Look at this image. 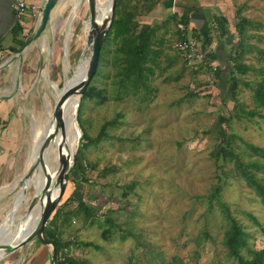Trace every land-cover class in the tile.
Listing matches in <instances>:
<instances>
[{
    "label": "rangeland",
    "instance_id": "rangeland-1",
    "mask_svg": "<svg viewBox=\"0 0 264 264\" xmlns=\"http://www.w3.org/2000/svg\"><path fill=\"white\" fill-rule=\"evenodd\" d=\"M73 1L57 2L52 24L23 48L15 63V74L2 89L1 96L7 103L0 106V225L13 206L21 185L19 178L31 168L32 132L38 137L39 126L53 119L56 99L77 82L86 61L78 63L85 45L87 3ZM259 1L235 0V15L208 28L210 32L216 29L213 38L225 31L228 48L233 52L236 17L251 19L246 41L253 46L242 59L254 68L245 74L236 73L237 84L220 81V77L227 79L234 59L227 67L222 66L220 77L213 72L217 60L203 63L197 71L202 60L191 59L182 66L184 56L176 45L179 39L172 34V24L162 37L163 52L157 56L154 72L148 75L151 92L149 88L138 92L127 88L126 93L117 90V76L109 64L104 73L93 75L92 83L105 96L100 99L99 91L87 95L78 120L80 104L75 109L67 148L74 158L78 155L77 164L84 170L75 173L77 181L68 177L59 202L69 200L68 204L75 205L69 198L75 191L94 210L93 222L75 216L59 222L61 238L73 240L65 251L78 258L80 264H239L237 258L225 252L222 238L229 217L218 200L224 201L230 214L242 222L249 247L264 246V203L236 172L233 160L219 163L214 154L226 138L232 151L244 161L258 157L247 143L264 147V106L254 101L252 89L264 75V71H257L264 69V0ZM164 10L163 6L153 8L147 16L138 17L139 28L151 27V18L161 16ZM158 34L162 36L161 31ZM187 34L190 36L191 31ZM234 89L235 96L231 94ZM112 118H117L116 122L106 125L107 134L100 141L89 144L81 139L82 130L95 136ZM79 134L82 142H78ZM55 164L56 153L53 174ZM257 174L264 176V170ZM218 183L219 196L212 195ZM13 184L17 185L11 188ZM124 185L131 187L126 189ZM35 191V186L26 188L28 200L20 206L21 214L36 207L37 203L28 207ZM108 218L115 224L111 226ZM110 226L111 231L105 232ZM205 229L209 236L202 234ZM33 241L22 246L19 253L15 250L0 256V264H26L34 254ZM87 241L93 245L82 243ZM50 249L45 250L48 257ZM242 252L249 254L246 248Z\"/></svg>",
    "mask_w": 264,
    "mask_h": 264
},
{
    "label": "trees",
    "instance_id": "trees-1",
    "mask_svg": "<svg viewBox=\"0 0 264 264\" xmlns=\"http://www.w3.org/2000/svg\"><path fill=\"white\" fill-rule=\"evenodd\" d=\"M160 0H117L114 8V15L107 32V35L102 43L99 60L94 76L104 73L106 70V64L110 65L114 69V75L117 76L116 89L119 91L127 92V88H131L134 92H138L140 88H149L148 75L154 72V66L157 63V56L163 52L160 45L163 43V36L167 33L169 29V24L174 25L172 34L176 35L178 39H185L187 34V29L181 31L178 28V22H184L187 24L188 16L187 14H179L177 9L173 10L169 15L160 21H157L151 27L141 29L139 28V18L142 14H147L156 3ZM237 22L235 24L237 35L235 37L236 43L232 45L233 52L228 54L230 59L225 63H219L213 67V72L220 77L222 72V66H228V63H234L230 65L232 67L229 71L227 79L220 77V81L225 83H230V80L237 84L239 78L236 73L245 74L250 69L254 68L249 63L243 61V56L251 50L253 44L246 41L248 34L246 33L247 26L252 22L250 18L242 15L237 16ZM24 26V25H23ZM158 31L162 32V36L158 34ZM23 32L25 38H20L19 35ZM26 27H21L17 25L13 30V41L18 44L15 50H20L26 43V40L30 37ZM192 36L196 38H201V34L196 30H192ZM212 41L211 34L208 35L204 46L201 48L203 56L195 71L200 69L205 63L209 64L212 60L217 59L216 51L210 47V42ZM158 43V46H156ZM230 49V48H229ZM180 52V51H179ZM181 54V53H180ZM169 64L172 61V57H167ZM204 61V62H203ZM188 58L184 57L183 65H188ZM230 68V67H229ZM228 68V70H229ZM258 72H263V68H258ZM88 82L82 97L80 98V106L78 109V116L81 111L82 101L92 92H100L101 98L103 99L105 95L102 94V89L98 88L96 84L92 83V79ZM245 84L250 82L244 81ZM253 89V99L260 105L264 106V75L259 80H256ZM235 91H231V94L235 96ZM120 95L116 94L115 97ZM243 110V108H241ZM247 114H253V110H244ZM238 115V113H236ZM117 118H112L107 120L99 133L95 136L89 135L87 132L82 130L81 139H85L87 143L94 144L100 141L103 135H106L105 127L108 124H114ZM80 139V142L82 140ZM231 142L228 138L222 140L214 154L219 163H223L226 159L233 160V164L236 167V172L242 176L246 183L253 187L258 194L261 201L264 203V176L258 175V170H264V147L254 145L252 143H247L248 147L258 154L257 158H251L246 161L242 160V157L235 154L231 147ZM79 152V150H78ZM78 155H75L74 163L66 173V177H70L71 180H76V174H79L84 170L83 165L77 164ZM86 165V164H84ZM69 181V178H68ZM77 181V180H76ZM68 183V182H67ZM124 188L128 189L131 185H124ZM221 185L220 183L215 185L212 195L219 196ZM71 200L76 202L75 205H70L69 200L67 202H62L57 205L53 211L51 217L46 222L44 226V237L55 242L57 247V261L56 264H80V261L75 256L68 254L65 249L70 247V243L73 241L71 239H62L60 236L59 222L62 223L69 221L71 216H75L81 221H86L90 219L91 222L95 221L94 210L92 205L89 204L81 194L75 191L72 192ZM125 193V191L123 192ZM220 207L223 209L224 214L229 217V224L225 229L222 242L225 246V252L228 256L238 259L239 264H264V246L261 248L249 247V242L247 240V231L245 230L242 222H240L236 217L230 214L227 204L218 200ZM66 208V210H64ZM109 224L114 225V220L112 218L106 219ZM111 226L106 228L105 232L111 231ZM202 234L204 236H209L208 231L203 230ZM37 243H41L37 238L34 239ZM43 243V242H42ZM84 245H93L92 241L82 242ZM45 244V243H43ZM48 245V244H45ZM49 246V245H48ZM97 247V245H96ZM246 248L249 251L248 256H246L242 250ZM51 251V249H50ZM51 263V254L49 257V264ZM162 264H167V262H162Z\"/></svg>",
    "mask_w": 264,
    "mask_h": 264
},
{
    "label": "water",
    "instance_id": "water-1",
    "mask_svg": "<svg viewBox=\"0 0 264 264\" xmlns=\"http://www.w3.org/2000/svg\"><path fill=\"white\" fill-rule=\"evenodd\" d=\"M57 1L58 0L44 1L39 22L36 24L33 34L26 40L25 45L28 44L33 39L39 37L42 34V32L46 29L48 23H50L51 21V10L56 5ZM116 2L117 0H110L106 13L104 14L103 17H100L98 0H86L88 11H87V18L85 21L86 24L85 45L82 54H84V52L88 53L87 69L82 79L67 86L55 101L52 110L54 128L53 130L45 134V136L43 137V139L39 144L37 158L38 161L42 163V165H44L43 152L54 138L56 131L60 130L62 135L65 134L66 125H65L64 109H63V104L65 100L73 94H78L79 97H81L88 82L96 72L100 49L107 35V32L110 28L114 15V8ZM80 134L78 136V142L80 139ZM57 155H58V170L56 176V183L58 185L57 192L55 193L51 192L52 176L49 170L48 171L45 170L46 173L45 182L41 187L40 191L34 192L28 204V207L31 208L37 201L40 202L41 210L37 218V221L33 226V228L27 231L23 235V237L19 239L17 242H8V241L0 242V250L3 251V256L21 248L22 246L26 245L28 242L37 238L39 241L51 246L50 264H56L57 261L56 244L54 241L45 238L43 231L46 222L51 217L53 211L55 210V208L57 207L58 203L60 202L63 196V193L66 189V185L68 182L66 173L74 163V154L72 156L66 154L63 151L62 144H59L58 146ZM25 192H26V188H24L23 190V193Z\"/></svg>",
    "mask_w": 264,
    "mask_h": 264
},
{
    "label": "crops",
    "instance_id": "crops-1",
    "mask_svg": "<svg viewBox=\"0 0 264 264\" xmlns=\"http://www.w3.org/2000/svg\"><path fill=\"white\" fill-rule=\"evenodd\" d=\"M16 0H0V106L6 104V100L3 96H1L2 89L9 83L10 77H13L15 74V63L17 59L20 58L22 54V50L25 46H28L35 39L30 41L28 44H24L20 50H15L18 46L13 41V30L17 25H20L22 28L26 27L28 30L29 36H31L36 27V19L32 14H28L24 23L18 22L15 11L13 8V4ZM26 2L31 3L33 1H44V0H24ZM59 1V0H58ZM57 1V2H58ZM262 0L259 1V3ZM237 2V1H236ZM238 5V3H237ZM244 6V3H241ZM57 3L54 8L51 10V21L48 23L47 27L50 26L55 19V15L57 14ZM163 6L165 12L160 16H154L151 21L155 24L157 21H160L166 15H169L173 10L178 11L179 14L184 13L188 16L187 27L190 31L196 30L201 34L202 45L204 46L205 41L208 38V35L211 36L214 34V31H208V28H211V24L216 25L220 24L223 21H226V18L232 14L235 15L236 4L235 0H160L153 7L154 9ZM151 12V10H150ZM141 16H147V14H142ZM247 17V16H246ZM150 21V22H151ZM171 24V23H170ZM169 24V25H170ZM24 25V26H23ZM173 25V24H172ZM174 26V25H173ZM217 26V25H216ZM46 27V29H47ZM171 29V26H169ZM187 31V32H188ZM222 35L218 37H212V41L210 42V47L213 48L217 53V61L218 63L226 62L228 58V54L230 53V49L228 46L230 45L228 42V35L225 34V31H221ZM27 34V36H28ZM23 32L19 35L20 38H25ZM171 35V33H170ZM189 36V35H188ZM191 36V35H190ZM230 37V35H229ZM216 38V39H215ZM230 41L232 39L230 38ZM17 179V178H16ZM15 179V180H16ZM33 246L31 248L33 256L27 259L26 264H47L48 256L47 249L48 245H39L36 241L32 242ZM37 248V251H34V248ZM19 249L16 250V253H19ZM46 250V251H45ZM49 251V250H48ZM3 256V255H2Z\"/></svg>",
    "mask_w": 264,
    "mask_h": 264
},
{
    "label": "bare ground",
    "instance_id": "bare-ground-1",
    "mask_svg": "<svg viewBox=\"0 0 264 264\" xmlns=\"http://www.w3.org/2000/svg\"><path fill=\"white\" fill-rule=\"evenodd\" d=\"M73 1V0H72ZM76 2V0L73 1V4ZM110 0H98V7H99V15L100 17H103L106 13V10L108 8ZM63 11V10H62ZM72 39V38H71ZM86 58V61L84 63L83 69L80 72V74L77 77V81L82 79V77L85 75L86 69H87V63H88V53L84 52V54L81 55L78 63L79 65L82 63L83 59ZM80 97L78 94H74L72 96V99L69 100L68 103H65L63 105L64 109V118H65V134L62 135L60 130L56 131V134L50 144L45 148L43 152V161L44 165L40 161H38L37 154L39 149V144L45 134H47L49 131L53 130L54 128V122L53 119L49 122L47 121L44 124H41L39 126L40 132L39 136L35 137V134L32 132V152H30V164L31 168L28 169V173L24 175V177H20L21 185L20 188L16 191L14 195L13 200V206L10 209V211L7 212L5 220L0 225V242L8 241V242H17L19 239L23 237V235L33 228L35 225L37 218L39 216L40 210H41V204L40 202H36V207H34L30 212L26 214H21L19 211L20 206L24 202H26L27 194L26 192L23 193L24 188L35 186L38 191H40L41 187L43 186L45 179H46V173L45 170H49L52 176V193L57 192L58 185L56 183V176H57V170H58V146L59 144H62L63 151L71 156V152L67 148L68 141L71 137H69V132L71 131V127L74 124L75 117L74 112L76 107L79 104ZM71 116L69 118L67 117L69 113H71ZM73 118V119H72ZM72 119V120H71ZM69 120H71L69 122ZM38 132V131H37ZM66 137V139H65ZM72 139V138H71ZM56 153V164L54 168V174L53 171V154ZM27 169V168H26ZM18 179V178H17ZM16 179V180H17ZM15 185L13 184L11 188H14ZM28 191V190H27ZM13 226V227H12ZM3 255V251L0 250V256Z\"/></svg>",
    "mask_w": 264,
    "mask_h": 264
},
{
    "label": "built area",
    "instance_id": "built-area-1",
    "mask_svg": "<svg viewBox=\"0 0 264 264\" xmlns=\"http://www.w3.org/2000/svg\"><path fill=\"white\" fill-rule=\"evenodd\" d=\"M44 1H33L28 4V2L24 0H16L13 4V8L18 22L24 23L25 17L28 14H32V16H34L36 19V23H38L41 16L42 7L44 5ZM177 25L182 32L185 31L187 28V24H185L184 22H178ZM198 40L199 39L195 36H187L185 39H179L176 45L181 54L184 57L188 58V60H200L203 56V52L201 48H199L200 44Z\"/></svg>",
    "mask_w": 264,
    "mask_h": 264
}]
</instances>
